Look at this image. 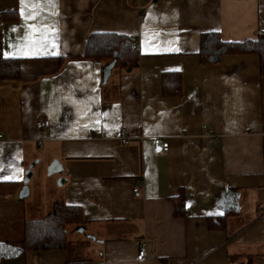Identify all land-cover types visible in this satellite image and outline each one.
<instances>
[{
	"label": "crops",
	"instance_id": "1",
	"mask_svg": "<svg viewBox=\"0 0 264 264\" xmlns=\"http://www.w3.org/2000/svg\"><path fill=\"white\" fill-rule=\"evenodd\" d=\"M3 13L1 52L20 60V72L0 79V252L56 201L80 207L83 219L68 223L65 247L0 264H264L259 55L225 54L217 64L199 55L205 32L263 38L264 0H0ZM104 32L129 35L139 65L81 57L90 34ZM168 73L182 77L178 94L163 91ZM155 136L169 150H156ZM54 160L62 170L49 173ZM225 214L224 229L209 228L210 216Z\"/></svg>",
	"mask_w": 264,
	"mask_h": 264
},
{
	"label": "trees",
	"instance_id": "2",
	"mask_svg": "<svg viewBox=\"0 0 264 264\" xmlns=\"http://www.w3.org/2000/svg\"><path fill=\"white\" fill-rule=\"evenodd\" d=\"M3 13L0 23L6 18ZM1 26V25H0ZM83 58H96L99 60L111 59L119 68L132 69L139 64L140 52L134 48V42L129 35L115 33H92L85 47ZM257 53L260 60V72L264 75V37L257 40L224 41L216 32H205L200 40V59L203 63L217 64L225 54ZM20 60L4 57L1 52L0 39V79L18 78ZM166 76L176 77V82L170 84ZM163 91L167 94H178L181 89L182 77L179 73L163 75ZM186 194L182 191L181 197L176 202V215L185 214ZM227 214L224 216H210V229H224L227 223ZM83 219V209L78 206L56 201L52 213L35 220L24 223V238L20 242L11 243L8 254L0 252V260L5 255H24L29 250L63 248L66 245L68 223H79ZM67 264H90L87 260L68 261Z\"/></svg>",
	"mask_w": 264,
	"mask_h": 264
},
{
	"label": "built area",
	"instance_id": "3",
	"mask_svg": "<svg viewBox=\"0 0 264 264\" xmlns=\"http://www.w3.org/2000/svg\"><path fill=\"white\" fill-rule=\"evenodd\" d=\"M36 124L40 129H47L50 127V121L47 119H38L36 121ZM203 129H204L205 136H207L213 140L217 139V134L214 132V129L210 125L204 124ZM119 136H120L119 138H120L121 143L128 144L131 142L132 137L129 135L128 128L126 126H123L121 128ZM0 137H1V135H0ZM153 141H154V146H155L156 150H158L160 152H165V151L169 150L170 142L168 139H166V138L164 139L161 136H155V137H153ZM139 184L134 189L135 193H138V191H139ZM146 256H147V250H146V243L144 242V243H142L141 247L139 248V254H138L137 258H138V260H142Z\"/></svg>",
	"mask_w": 264,
	"mask_h": 264
},
{
	"label": "water",
	"instance_id": "4",
	"mask_svg": "<svg viewBox=\"0 0 264 264\" xmlns=\"http://www.w3.org/2000/svg\"><path fill=\"white\" fill-rule=\"evenodd\" d=\"M109 68L106 69L105 71V79L106 77L108 76L109 74ZM62 170V167L60 166V163L57 161V160H54L51 162V164L49 165V173L51 172H58V171H61ZM28 192H29V188H28V185H25L20 193V197L21 199H23L24 197H26V195H28Z\"/></svg>",
	"mask_w": 264,
	"mask_h": 264
},
{
	"label": "rangeland",
	"instance_id": "5",
	"mask_svg": "<svg viewBox=\"0 0 264 264\" xmlns=\"http://www.w3.org/2000/svg\"><path fill=\"white\" fill-rule=\"evenodd\" d=\"M31 195V194H30Z\"/></svg>",
	"mask_w": 264,
	"mask_h": 264
}]
</instances>
